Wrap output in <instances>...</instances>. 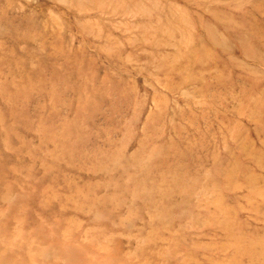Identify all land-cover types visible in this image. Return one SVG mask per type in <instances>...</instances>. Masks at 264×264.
Masks as SVG:
<instances>
[{
	"label": "rangeland",
	"instance_id": "1",
	"mask_svg": "<svg viewBox=\"0 0 264 264\" xmlns=\"http://www.w3.org/2000/svg\"><path fill=\"white\" fill-rule=\"evenodd\" d=\"M0 264H264V0H0Z\"/></svg>",
	"mask_w": 264,
	"mask_h": 264
}]
</instances>
